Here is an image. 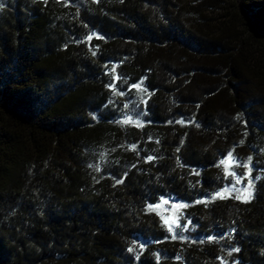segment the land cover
<instances>
[{"label": "trees", "instance_id": "1", "mask_svg": "<svg viewBox=\"0 0 264 264\" xmlns=\"http://www.w3.org/2000/svg\"><path fill=\"white\" fill-rule=\"evenodd\" d=\"M0 4V264H264V0Z\"/></svg>", "mask_w": 264, "mask_h": 264}, {"label": "snow or ice", "instance_id": "2", "mask_svg": "<svg viewBox=\"0 0 264 264\" xmlns=\"http://www.w3.org/2000/svg\"><path fill=\"white\" fill-rule=\"evenodd\" d=\"M2 7H3V4H0V8H2ZM110 87H115V86H114V85H110ZM132 87H133V88H136V89H141V85H140V84H134V85H132ZM141 90H143V89H141ZM119 94H120V95H123L124 93H119ZM125 107L127 108L128 105L125 104ZM118 122H119V123L126 124V125L132 123V124H135L136 126H142L138 120H137V121L132 120L131 116L125 118V119L122 120V121H118ZM179 122H182V121H179ZM197 126H198V125H197ZM241 143H242V141H241ZM130 147H131L132 149H135L136 145H131ZM147 159H148V160H152V159H154V157L149 156V157H147ZM226 160H227V161H230L231 164L235 165L236 167H243V168L247 169V170H248V173L251 172L250 164H251V161H252V157H248V158H247V162L241 164L240 161H239V160L233 155V152H232V151H229V152L227 153L226 158H225V159H222V160L220 161V165H225ZM224 172H225V179H227L229 176H231V177L234 178V184L232 185L231 188H229V187H225V188L221 189L220 191L216 192V193L213 195L212 199H216V198H224V194H225V193H231V192H237V193H239V192L242 191L241 189H237V188L235 187V185H236V184H239V183L242 181V179H244V178L247 176L248 173H245L244 175H237V173H235V172H233V171H229V168H228V167H225V168H224ZM197 174H198V173H197ZM257 179H259V177H257ZM117 182L120 183L121 181H117ZM249 185H251V180H249ZM243 191H247V192H248V197L245 199V202H247V199H250V196H251V190H250V188H246V189H244ZM235 198H236V199H241V196H240V195H236ZM161 200H162V202L165 203V204L168 203V201H167V200H164L163 197L161 198ZM197 202H200V201H197ZM148 207H149V209L151 210L154 206H153V205H149ZM174 207H175L176 209H179V208L187 207V205H184V204H177V205H174ZM178 219H179V218H177L176 220H173L172 223L175 224L177 227H180V225H179L178 222H177ZM165 223H166V224L168 223L167 220L165 221ZM168 231H169V232H172V231H173V228H172V225H171V224L168 225ZM176 238H177L176 235L173 234L172 239H176ZM181 238L183 239V237H181ZM208 239L211 240V239H213V238H212V237H209ZM201 242H203V241H201ZM140 247L143 248V245L141 244ZM133 250H134L133 248H129V249H128V251H130V252H132ZM233 251H239V249H233ZM229 254H231V253H229ZM137 259H138V257H137ZM222 264H223V261H222Z\"/></svg>", "mask_w": 264, "mask_h": 264}, {"label": "rangeland", "instance_id": "3", "mask_svg": "<svg viewBox=\"0 0 264 264\" xmlns=\"http://www.w3.org/2000/svg\"><path fill=\"white\" fill-rule=\"evenodd\" d=\"M0 2H1V0H0ZM218 12V11H217ZM213 16V15H212ZM215 16V15H214Z\"/></svg>", "mask_w": 264, "mask_h": 264}]
</instances>
